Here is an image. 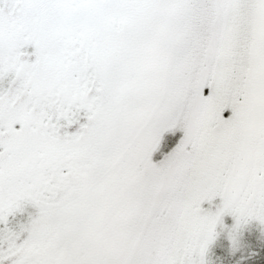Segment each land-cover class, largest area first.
<instances>
[{
    "label": "snow or ice",
    "instance_id": "snow-or-ice-1",
    "mask_svg": "<svg viewBox=\"0 0 264 264\" xmlns=\"http://www.w3.org/2000/svg\"><path fill=\"white\" fill-rule=\"evenodd\" d=\"M0 264H264V0H0Z\"/></svg>",
    "mask_w": 264,
    "mask_h": 264
},
{
    "label": "rangeland",
    "instance_id": "rangeland-1",
    "mask_svg": "<svg viewBox=\"0 0 264 264\" xmlns=\"http://www.w3.org/2000/svg\"><path fill=\"white\" fill-rule=\"evenodd\" d=\"M14 223H18V222H21L20 221V218H17L15 221H13Z\"/></svg>",
    "mask_w": 264,
    "mask_h": 264
}]
</instances>
